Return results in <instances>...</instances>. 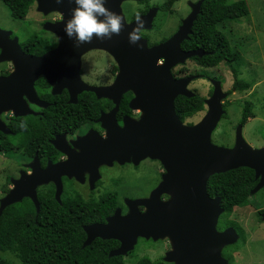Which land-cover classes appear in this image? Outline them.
<instances>
[{"label":"water","instance_id":"obj_1","mask_svg":"<svg viewBox=\"0 0 264 264\" xmlns=\"http://www.w3.org/2000/svg\"><path fill=\"white\" fill-rule=\"evenodd\" d=\"M55 1L37 0V9L46 14L57 8ZM123 1L126 0H105V6L122 17L120 34L108 40L94 38L80 47H75L72 40L64 38L60 39L56 52L47 51L39 56L25 54L17 36L11 38V30L0 29V62L10 61L13 65L8 75L0 76V110H12L15 115L28 112L22 111V106L28 109L23 96L29 101L36 99L34 81L40 74L49 76L52 64L59 65L54 57H72V65L78 69L76 55L80 57L86 50L101 49L108 52L118 66L115 78L107 86L81 83L77 69L72 78L73 85L76 82L82 84L78 89L113 101L114 107L107 113L101 112L97 118L105 129V135H97L94 139V134L89 131L75 144L81 146L80 154H71L65 161L47 165L39 171L33 167V173L28 176L32 181L29 189L23 187V178L15 180L14 187L0 200V214L5 206L20 201L25 195L32 199L38 210L35 187L48 180L55 181V198L60 202L59 176L68 174L71 177V174L58 169H72L73 175L81 181L83 171H88L90 178L97 174V178V168L102 164L111 165L116 161L118 164L137 165L145 158L156 159L164 172L148 196L125 197V214L116 208L105 223L84 225L86 236L81 247L88 246L96 237L117 240L118 247L108 252L111 257L131 251L138 238L154 241L167 238L170 249L164 254L163 261L173 264H229L222 255V249L235 243L239 235L231 226L217 229L218 218L224 208L220 197L208 194L207 180L213 174L247 167L253 170L257 181L250 194L264 189V147L252 148L244 140L241 123L235 126L234 141L230 147L212 142L211 133L225 113L222 101L227 96L219 80H211L212 92L204 99L206 110L199 121L185 124L175 112L174 100L177 96L195 94L187 88L195 75L174 78L171 68L190 57L207 53L199 48L184 51L180 46L192 31L203 0L189 3L191 10L181 20L177 30L166 40L151 46L141 35L138 45L128 42L127 35L135 19L126 22L121 8ZM68 18L63 16L56 23L45 22L43 28L55 31L57 26H64ZM142 18L145 21L142 29L150 28L152 12L142 15ZM160 59L163 62L158 64ZM127 91L133 93L129 108L139 110L140 116L138 119L125 116L122 125H118L115 113L121 95ZM69 101H76L73 92ZM58 149L65 151L60 147ZM52 170L58 172L57 176H53ZM162 194H167L169 198L161 200ZM140 206L143 211L139 210Z\"/></svg>","mask_w":264,"mask_h":264},{"label":"flooded vegetation","instance_id":"obj_2","mask_svg":"<svg viewBox=\"0 0 264 264\" xmlns=\"http://www.w3.org/2000/svg\"><path fill=\"white\" fill-rule=\"evenodd\" d=\"M21 1L26 2L30 0H21ZM31 1L32 3L28 6L26 14L36 15V17L32 19V22L35 25H38L42 29L43 33H46V36H42V35L38 36L37 34H32V36L30 37H36L37 41H41L46 47V49L43 52L32 53L29 50V48L27 49L22 48L23 46L27 45L28 41L20 42L18 39V44L21 50L25 54L39 56L47 51L56 52L58 50V46L61 43L60 39L63 40L64 38H67L63 31L64 26H57L55 28V31H48L43 28V25L45 22L56 23L62 20L63 16H70L71 10L73 8L72 0H59V2L58 0H56L55 6H57V8L52 9L46 14L43 13V10L39 11L37 9V0H31ZM197 1L198 0H194L191 2L196 3ZM130 2H135L137 8L135 10H131L130 12H126L127 9H124L123 5L125 3H130ZM188 3L189 0H187L188 10L183 17L178 16L175 29L169 35H165L160 38L156 37L151 32L154 28V21L158 13L160 11L162 12L163 10H165L164 3H161L158 0H149L143 3H139V0H126L122 2L121 7L126 22H130L135 19V17L132 16L134 15V12L137 11V9L138 10L145 9L144 12L139 13L141 16L149 12L150 13L152 12V18L150 23L151 27L148 29L140 30V35L144 39H146L147 45L151 46L166 40L177 30L178 26L181 23V20L191 10V6ZM170 13H172V11ZM168 21L169 20L165 17L164 22L168 23ZM0 29L2 28L0 27ZM13 36L14 33L12 32L10 37L12 38ZM181 49L184 50L183 48ZM190 50H194V49H190ZM184 51H189V50H184ZM74 53L76 54V52ZM99 53L108 56V59L110 60V63H108V65L105 67L104 75L101 76L98 75L99 73L95 72L96 67L94 66V64L91 63V58L95 54L99 55ZM95 56L93 57V59L97 60ZM75 57L79 61L78 69L76 68V66L72 65V59H73L72 57L53 58L55 61L59 62V65L52 64L49 69L50 71V74H48L49 76L40 74L38 78L34 81L33 88L36 95V99H34V101H29L25 96H23L25 102L27 103L28 109L22 106V111L24 112L27 110L28 112L26 114L15 115V113L12 110H7V109L0 110V200L3 197H5L9 193V191L14 187V181L20 178H23L22 179L23 187L29 189L30 182L32 181L28 176H30L33 173V167L39 171L41 169H45L47 165L52 166L55 165L56 163L65 161L67 159V156L69 155L71 156V154L72 155L80 154L81 146H77L75 144L87 132L91 131V133L94 134L93 135L94 139L97 135L99 136L105 135V129L101 127V124L100 122L97 121V118L99 117L101 112L107 113L114 107L113 101L107 98H97L93 92L78 89V86L82 85L81 83L88 84L91 86H97V87L107 86L111 84V82L113 81V79L115 78L118 72L117 63L108 52L101 49H89L84 51L80 55V57H78V55H76ZM190 58L186 59L184 63L177 64L171 68V74L174 78H182L194 74L195 64L193 61L190 60ZM162 62L163 60L160 59L158 61V64H161ZM0 63H5L7 65L5 70L0 73V76L8 75L13 70V65L10 61H3ZM223 66L225 68H228L226 65ZM76 69L78 70V76H79L78 79L81 80V83L79 82L80 84H77L76 82V84L73 85L72 78L73 75L75 76ZM48 78L51 81L48 80ZM213 79L219 80L222 87V81L220 79L216 77L211 78V80ZM192 80L187 84V88L191 91L196 89L189 87V84L192 82ZM210 88L212 90V83H210ZM227 91L225 92L227 93ZM71 92H73L76 97L75 103L69 101ZM88 93L93 94L95 98L99 99L103 106L98 105L99 114L96 118H93L91 120L87 119L85 121L76 123L73 119L76 118L78 110L81 109L80 107H78V105L79 106L86 105L85 103H87L88 101L87 100ZM125 97L128 98L126 102L128 108L123 107L122 111H120L121 102H124ZM132 97H133L132 91H127L121 95L120 101L118 103L117 111L115 113V119L118 125H122V118L125 116L133 119L139 118L140 111L130 109L128 106V103ZM104 100L107 102L104 103ZM75 111L76 113L74 114ZM192 118L193 117H190L184 121H182L180 118L179 119L185 124L196 123L197 121L193 120ZM21 123L24 125L23 127L20 126ZM58 147L63 148L65 151L59 150ZM149 160L158 163L159 176L156 179L155 183L152 184V186L150 187V190L141 197L148 196L149 192L159 183V181L161 180V175L164 172L163 167L158 160L156 159L155 160L149 159ZM115 164H117L116 161H114L111 165H107V164L100 165L97 168L99 173L97 178L95 177L97 174L90 178L89 172L83 171L82 175L80 176L81 181L73 175L74 172L72 171V169H62V170L58 169V171L60 172H67L71 174V177H68V174H62L59 176L61 183V192L59 196L60 202H58L55 198V190H56L55 181L48 180L46 183L39 184L35 187V194L38 202V210H36L35 204L32 201V199L29 196L25 195L21 198L20 201L5 206L2 209V212L6 207L10 205L18 204V205L28 206V202H30L35 210V214L39 213L41 208L47 210V213L50 214L53 213L55 209L54 201H56L58 202V204H61L62 202L63 203L66 202L64 206V208L66 209L65 213L69 215L72 213L70 211L71 202L69 200L70 198H72V196H78L81 199V201L78 202L79 207H81L80 212L83 213L85 216L86 214L90 215L91 211L94 216L104 214L103 219L101 221L94 220L92 222L83 224L82 229L84 225H89L94 223H105L106 218L111 216L116 208L121 209V214H125L127 212V207L124 203L125 197L121 196L119 200L120 203L118 205H115L113 208L109 204L110 202L104 203L102 201L91 200V199H98L103 195V193L102 194L98 193V191L100 190V184H102L101 179L103 178L102 175L100 174V169L103 166L111 168ZM125 164H131V163H125ZM139 164H137L136 167ZM52 172L54 177L57 176L58 172H56L55 170H52ZM111 191L114 192V190ZM168 198L169 196L167 194H162L160 196L161 200H166ZM143 209L144 208L142 206L139 207L140 211H143ZM29 211L27 212L26 217L20 218V221L24 220L27 221V223H34V224L38 223L37 216L34 215V217H31L30 216L31 212ZM260 218L263 219V217ZM40 220L41 222H46V223H50L53 221L52 219L46 218L44 216H42ZM218 230H222V229H218ZM96 239L114 240V239H101L98 237H96L93 240ZM161 240H164L166 242L167 248L164 250L162 256L160 257V260L158 262H155V264L157 263L173 264L172 262L163 261L164 254L170 249V244L167 238ZM106 245L109 247V243ZM118 245L119 242L117 243L116 246L111 247L108 250V252L113 249H116ZM131 251L127 252L125 255H122L124 259L127 256H130L129 254ZM4 255H10V257L6 258ZM13 256L15 257V259ZM0 258H3L6 261L13 264L18 263L17 256L12 252L0 251ZM125 262L127 264L129 263L127 262L126 259Z\"/></svg>","mask_w":264,"mask_h":264},{"label":"trees","instance_id":"obj_3","mask_svg":"<svg viewBox=\"0 0 264 264\" xmlns=\"http://www.w3.org/2000/svg\"><path fill=\"white\" fill-rule=\"evenodd\" d=\"M2 1L13 19L25 18L27 8L32 3L31 0L26 2L21 0ZM147 1L149 0H139V3ZM178 1L165 0L164 9L170 13L172 6ZM144 10L137 9L132 17H135L137 13L144 12ZM248 13L249 7L246 0H204L192 25L191 33L181 43V48L184 50L199 48L207 52L202 56L190 58L195 65L214 67L223 64L228 67L233 80L231 90L227 91V95L234 90H247L251 87V83L239 77L238 71L233 65L238 61L239 54L229 49L227 38L220 28L224 29L227 23L247 16ZM27 41V45L22 48H29L32 53L43 52L46 49L41 41H37L36 37H30ZM193 92L195 93L193 96L179 95L174 100L175 112L182 121L195 116L206 108L204 104L205 97L196 89ZM211 92L210 88L209 95ZM87 100L86 105H78L81 109L78 110L76 118L73 119L76 123L96 118L99 114L98 105L103 106L100 100L91 93H88ZM127 100L128 98L125 97L124 102H121L120 111L123 107L128 108L126 105ZM105 102L107 101L104 100ZM222 106L224 108L225 104ZM253 106L254 103L250 99L242 101L239 119L242 125L246 123L248 118L254 116ZM226 116L227 113H224L221 118ZM256 182L253 170L247 167H238L223 173L213 174L208 178L206 185L208 194L220 197L221 206L224 208L221 214L223 220H219L217 223L218 229L232 226L241 237L242 228L235 222L225 221L224 218H229L235 207H243L249 204L250 190ZM120 198L116 191H108L104 192L98 199L91 200L104 203L110 202L109 204L113 208L120 203ZM69 201L71 202L70 211L72 212L69 215L65 213L64 206L66 202L58 204L54 201L55 209L50 214L43 208L35 214L30 202H28V206L13 204L6 207L0 215V251L14 253L18 258L17 264H127L122 255L108 256V250L118 243L115 240L96 239L88 246L81 247L85 239L82 225L94 220L101 221L104 214L94 216L91 211L90 215L86 214L85 216L80 212L81 207H79L78 202L81 199L78 196H72ZM28 211L31 212V217L37 216L38 223L20 221V218L27 216ZM256 214L259 218L264 217V207L257 209ZM42 216L53 221L50 223L41 222ZM108 243L109 247L106 245ZM0 264L13 263L0 258ZM128 264H155V262L143 256Z\"/></svg>","mask_w":264,"mask_h":264},{"label":"rangeland","instance_id":"obj_4","mask_svg":"<svg viewBox=\"0 0 264 264\" xmlns=\"http://www.w3.org/2000/svg\"><path fill=\"white\" fill-rule=\"evenodd\" d=\"M158 1L165 2V0ZM191 1L194 0H189V3H192ZM246 2L249 7L248 15L227 23L225 28L220 30L227 38L229 49L239 54L238 61L233 63L239 77L249 81L251 87L243 91H231V94L223 99L227 116L220 118L211 133V140L214 144L224 147L233 144L235 126L241 116L242 101L250 99L254 103V116L242 126V136L252 148H261L264 147V0H246ZM123 6L127 9L126 12L137 8L135 2L125 3ZM187 10V0H179L172 6V13L160 11L155 18L151 33L158 38L169 35L175 29L178 16L183 17ZM35 17L34 14H27L23 19H13L9 15L8 8L0 0V27L11 30L20 42H26L32 34L46 36V33L32 22ZM165 17L169 20L168 23L164 22ZM95 55L97 60L93 59L94 56L91 58V63L96 67L95 72L99 73V76L104 75L105 67L110 60L102 53ZM6 66L5 63H0V73ZM193 75L196 76L189 87L196 88L205 98L209 97L210 80L213 77L222 81L223 91L231 90L233 80L231 71L222 64L216 67L195 65ZM205 110L192 119L199 121ZM100 174L103 178L98 193L114 190L120 197L134 199L141 198L150 190L159 176V166L157 162L145 158L137 167L132 163H117L111 168L103 166ZM263 207L264 189H259L250 194L249 204L235 207L229 218H224L225 221L235 222L242 228L241 237L238 236L235 243L222 249V255L229 264H264V220L256 214V210ZM219 220H223V215L219 217L218 222ZM166 248L164 240L141 238L130 252V256L125 259L130 263L144 256L153 262H158ZM4 256L10 257V255Z\"/></svg>","mask_w":264,"mask_h":264},{"label":"clouds","instance_id":"obj_5","mask_svg":"<svg viewBox=\"0 0 264 264\" xmlns=\"http://www.w3.org/2000/svg\"><path fill=\"white\" fill-rule=\"evenodd\" d=\"M72 3L73 8L69 18L64 22L63 31L75 47L90 43L94 38L108 40L120 34L122 17L107 8L105 0H72ZM144 25V19L137 13L127 35L130 44L138 45L141 39L140 30ZM20 126L24 125L21 123Z\"/></svg>","mask_w":264,"mask_h":264}]
</instances>
